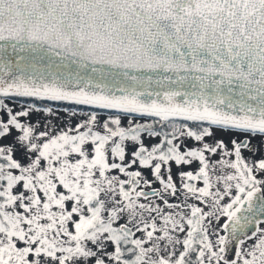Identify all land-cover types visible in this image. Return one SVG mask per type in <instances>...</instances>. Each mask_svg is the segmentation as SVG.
I'll list each match as a JSON object with an SVG mask.
<instances>
[{"label": "snow or ice", "instance_id": "1", "mask_svg": "<svg viewBox=\"0 0 264 264\" xmlns=\"http://www.w3.org/2000/svg\"><path fill=\"white\" fill-rule=\"evenodd\" d=\"M0 264H264V0H0Z\"/></svg>", "mask_w": 264, "mask_h": 264}]
</instances>
